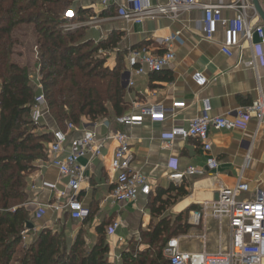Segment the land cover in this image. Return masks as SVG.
Instances as JSON below:
<instances>
[{"label": "crops", "instance_id": "crops-1", "mask_svg": "<svg viewBox=\"0 0 264 264\" xmlns=\"http://www.w3.org/2000/svg\"><path fill=\"white\" fill-rule=\"evenodd\" d=\"M232 1L234 0H200V3L229 4ZM257 1L264 13V0ZM166 2L167 0H151L152 5ZM112 4L119 8L124 4V0H115ZM76 6L91 10L93 16L85 22L73 21L70 24H75L77 28L87 26L96 42L107 38L111 32L122 34L118 48L107 53V65L109 67L115 65L119 50L127 52L124 57L122 76L124 86L129 78L127 56L130 51L144 47L153 55H161L167 48L160 45L159 40L179 32V37L172 42L170 48L175 58L169 67L158 73L157 78L154 76L153 81L151 75V77L134 78V87L130 90L127 101L133 113H139L141 108L160 110L161 107H169L171 101L185 102L186 108L177 112L174 121L170 119L162 123L146 121L141 126L133 127L112 123L108 128L101 124L104 118L96 121L95 125L83 118L82 129H92L99 135L123 132L132 137L134 166L150 175L154 190L148 197L141 198L137 203L121 204L112 201L110 193L114 187L115 175L110 170L109 164L115 144L111 142L103 150L102 157L91 159L86 156L80 159L79 164L85 168L86 179L80 187L79 201L88 211H91L92 216L90 217L89 212V218L83 221L72 220L68 213L55 212L50 207L45 208L51 205L55 192L42 186V183H51L58 189H63L67 182L65 178L59 176L58 170L52 165V157L47 149V159L36 161L35 170L26 178L28 199L24 207L29 213L33 229H27L29 233L26 232L23 245L27 246L33 242L43 229L62 228L66 238L71 241L81 229L84 230L86 245L93 246L97 241L96 227L102 223H108L105 227L106 232L112 223L119 222L120 227L112 235L106 233V236L109 262L121 264L120 255L128 250L135 252L142 238L141 233L148 231L151 225L158 223L164 217H171L174 221L176 216L190 209L186 217L189 230L201 229L206 233L207 221L212 222L211 219L201 221L199 226H195L190 221L191 215L201 211V203L216 200L218 196L216 190L219 187L232 188L238 182L245 183L248 190L241 193L240 198L246 200L254 199L258 191L264 192V133L257 129L256 121L252 118L238 122L232 130L211 128L208 133L211 144L210 153H205L200 143L194 139L177 140L169 150L162 149L160 141V133L169 131L173 125L186 127V120L198 115L200 99H208L210 116L225 115L232 113L235 109L251 106L257 101L264 102V22L252 9L247 12V22L254 28L263 27V40L255 34L251 43H241V47L232 49V55L227 57L220 51L223 40L220 26L217 27L212 41L203 39L200 8L183 11L175 18L163 17L145 21L142 24H134L117 17H101L100 14L105 9L99 5V0H79ZM234 14L232 9L222 10L225 18H232ZM251 44L262 53L257 59L256 69L246 68L242 64L253 55ZM196 72L201 73L205 80L203 86L195 83L193 75ZM43 125L45 126L40 128L43 132H51L56 128L52 120L48 118ZM80 133L81 130H77L70 136L74 138ZM209 157L216 161V169L203 177L186 178L184 182L188 183L187 196L178 199L174 205L165 207L155 221L151 210L153 205L154 208L160 205V203H154L156 189L183 184V182L172 183L167 180L168 171L174 169L170 168L171 160L176 161L177 170L184 171L187 167L206 169V161ZM42 206L44 207L41 208ZM87 221H89L88 224H86ZM213 221L219 225L217 221ZM188 234L190 236L191 233ZM177 238L181 248V237L177 236ZM200 239L203 241L201 237ZM118 242L123 243L124 246L119 247ZM203 244L202 250H206V237ZM138 247L141 246L138 245ZM144 250L146 249L139 248L138 251Z\"/></svg>", "mask_w": 264, "mask_h": 264}, {"label": "trees", "instance_id": "trees-1", "mask_svg": "<svg viewBox=\"0 0 264 264\" xmlns=\"http://www.w3.org/2000/svg\"><path fill=\"white\" fill-rule=\"evenodd\" d=\"M77 1L0 0V264H10L22 244V232L31 223L24 207L28 199L26 178L35 170L36 161L47 159L52 141L51 132H38L31 122L39 91L31 82L30 71L14 62L15 29L22 25L34 28L36 77L46 99L48 119L56 128L65 132L68 123L78 126L83 118L95 123L129 110L126 95L130 91L122 80L127 52L119 50L115 65H107V53L118 48L122 34L111 32L96 42L88 27L65 29L70 22H85L93 16L91 10L78 8ZM68 9L74 10L72 20L64 17ZM118 14L119 8L111 4L100 16ZM151 76L153 81L158 74ZM187 190V182L156 189L154 203L160 205H153L152 216H160L165 207L186 197ZM189 210L174 221L164 217L143 231L141 240L146 241L148 249L123 252L121 264H168L163 247L169 239L189 231L185 219ZM107 224L96 227L97 241L93 246L86 245L82 229L73 241L67 240L62 228L60 233L43 229L22 249L18 264H112L108 259Z\"/></svg>", "mask_w": 264, "mask_h": 264}, {"label": "built area", "instance_id": "built-area-1", "mask_svg": "<svg viewBox=\"0 0 264 264\" xmlns=\"http://www.w3.org/2000/svg\"><path fill=\"white\" fill-rule=\"evenodd\" d=\"M115 0H99V5L107 9ZM196 8L202 10L201 29L203 39L212 41L213 36L220 26L223 40L220 51L227 57L232 55V49L241 47V43H251L256 34L263 40V27H251L247 22V12L253 9L252 0H234L229 4H202L200 0H167L165 4L152 5L151 0H124L119 7L116 16L126 22L142 24L145 21H153L159 18H175L183 11ZM232 9L235 14L232 18L222 15L223 9ZM256 14V12H255ZM75 13L68 9L64 17L74 19ZM257 15V14H256ZM66 26V27H65ZM66 29L77 28L75 24L65 25ZM179 37V32L159 40L160 45L167 48L161 55H153L148 49L132 50L128 53L129 78L125 88L131 90L134 87V78L158 74L169 67L174 60L171 51L172 42ZM253 55L243 61L246 68L256 69L257 59L262 55L260 49L251 44ZM193 79L199 86L205 84L201 73H194ZM31 82L39 93L34 98L31 110V122L40 127L49 117V111L44 95L40 92L38 77L32 78ZM127 97L129 92H127ZM198 115L186 120L187 126H175L167 132L160 133L161 147L169 150L177 140L194 139L198 141L205 153L211 152L208 133L214 130H232L238 122L246 118L256 121L257 129L264 133V102L257 101L251 106L235 109L232 113L221 116H210L208 99H200ZM186 108L185 102L171 101L169 107H161L160 110L153 108H141L139 113H133L129 109L122 116L112 119L104 118L102 126L108 127L114 123L119 126H141L144 122L162 123L166 119L175 120L177 112ZM97 122L94 123V125ZM81 130L79 136L71 137V133ZM52 141L48 144V153L52 157L51 163L58 170L59 176L67 180L63 189H58L51 183H42V186L55 192L51 208L55 212L68 213L72 220L83 221L89 211L79 201L81 184L85 181V168L79 164L80 159L89 156L91 159L102 157V152L111 142L115 148L110 160V170L115 175L114 187L110 198L115 203H137L141 198L148 197L153 189V180L143 169L134 166L132 152V137L123 132H111L99 135L94 130L82 129L81 123L76 126L67 124L65 132L58 128L51 130ZM176 161L171 160L170 171L166 178L172 183H182L186 178L194 176L203 177L214 171L216 161L209 157L206 161V169L187 167L184 171L175 168ZM245 183L238 182L232 188L219 187L216 200L201 203V211L191 215V223L199 226L201 221L213 219L222 226L226 224L229 232V242L225 251L219 248L211 253L205 249L202 251H182L178 238L169 239L163 247V255L168 264H264V192L258 191L252 200L241 199V193L247 192ZM42 206L41 208H43ZM120 227L119 222L112 223L106 230L107 235H112ZM205 242V236L201 237Z\"/></svg>", "mask_w": 264, "mask_h": 264}, {"label": "rangeland", "instance_id": "rangeland-1", "mask_svg": "<svg viewBox=\"0 0 264 264\" xmlns=\"http://www.w3.org/2000/svg\"><path fill=\"white\" fill-rule=\"evenodd\" d=\"M67 25H71L68 23ZM66 27V26H65ZM87 27V26H85ZM66 29V28H65ZM14 39L17 40V45L14 48V62L22 67H26L31 74V80L32 78H35L37 76V60H36V46H35V38H34V28L32 25H22L15 29L13 33ZM42 127L45 125H41ZM38 132L41 131L40 127L37 129ZM231 188V187H230ZM188 213V212H187ZM167 216V215H166ZM186 217L188 214L185 215ZM185 217V219H186ZM187 220V219H186ZM156 221V217H155ZM212 222L207 221L208 228L206 229V233L203 232V230L199 229L197 231L189 230L186 234L178 235L181 240V250L190 252V251H200L203 249V241L200 239V237L205 236L206 237V250L208 252H215L219 248H221L222 251H225L228 242H229V232L227 229L226 224L219 226L211 219ZM60 228L57 230L50 229L52 232L60 233ZM29 231L25 229L22 232V244L17 249L16 253L14 254L10 264H18L19 259L22 254V249L25 248L24 244V236L27 235ZM191 233L190 236L188 233ZM184 235V236H183ZM195 235V236H193ZM24 238V239H23ZM177 238V236L175 237ZM70 240V239H67ZM220 244V246H219ZM119 247H123V243L118 242ZM141 246V247H138ZM138 245L136 246V251L141 249H147L146 241L140 240ZM118 248V247H117ZM115 264H118L115 262Z\"/></svg>", "mask_w": 264, "mask_h": 264}, {"label": "water", "instance_id": "water-1", "mask_svg": "<svg viewBox=\"0 0 264 264\" xmlns=\"http://www.w3.org/2000/svg\"><path fill=\"white\" fill-rule=\"evenodd\" d=\"M252 4H253V9L255 10L256 14L264 22V13L260 9V7L258 5V1L257 0H252ZM27 229H30V230L33 229V225L31 223L27 224Z\"/></svg>", "mask_w": 264, "mask_h": 264}]
</instances>
